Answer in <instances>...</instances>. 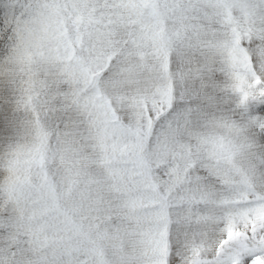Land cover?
I'll use <instances>...</instances> for the list:
<instances>
[{"label": "snow or ice", "instance_id": "obj_1", "mask_svg": "<svg viewBox=\"0 0 264 264\" xmlns=\"http://www.w3.org/2000/svg\"><path fill=\"white\" fill-rule=\"evenodd\" d=\"M0 264H264V0H0Z\"/></svg>", "mask_w": 264, "mask_h": 264}]
</instances>
